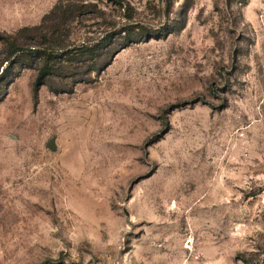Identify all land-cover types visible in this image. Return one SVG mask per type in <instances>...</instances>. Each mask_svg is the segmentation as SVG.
I'll list each match as a JSON object with an SVG mask.
<instances>
[{
    "label": "rangeland",
    "instance_id": "374dc122",
    "mask_svg": "<svg viewBox=\"0 0 264 264\" xmlns=\"http://www.w3.org/2000/svg\"><path fill=\"white\" fill-rule=\"evenodd\" d=\"M58 1L0 0V34ZM81 1L75 44L123 15ZM127 1L163 34L73 92L4 89L0 264H264V0Z\"/></svg>",
    "mask_w": 264,
    "mask_h": 264
},
{
    "label": "trees",
    "instance_id": "16d2710c",
    "mask_svg": "<svg viewBox=\"0 0 264 264\" xmlns=\"http://www.w3.org/2000/svg\"><path fill=\"white\" fill-rule=\"evenodd\" d=\"M123 15L119 19H105L104 34L89 37L80 43L68 40L72 24L78 18L100 13L94 4L81 0H59L40 24L26 26V42L10 35H1L4 49L0 56V101L6 85L19 76L21 69L36 68L35 91L47 84L55 93L73 92L78 83L90 82L93 73L107 67L121 49L149 38H158L165 28H151L134 16V8L127 0H110ZM175 0H167V11ZM103 13V12H102ZM105 14V13H103ZM40 63V64H39ZM42 63V64H41ZM59 80L60 86L54 84ZM246 264H249L245 259Z\"/></svg>",
    "mask_w": 264,
    "mask_h": 264
},
{
    "label": "water",
    "instance_id": "95a60500",
    "mask_svg": "<svg viewBox=\"0 0 264 264\" xmlns=\"http://www.w3.org/2000/svg\"><path fill=\"white\" fill-rule=\"evenodd\" d=\"M50 147H51V148H54V146H53V141L50 142Z\"/></svg>",
    "mask_w": 264,
    "mask_h": 264
}]
</instances>
